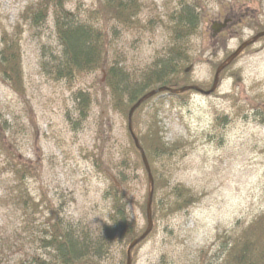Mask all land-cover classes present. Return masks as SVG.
I'll use <instances>...</instances> for the list:
<instances>
[{"label":"rangeland","instance_id":"374dc122","mask_svg":"<svg viewBox=\"0 0 264 264\" xmlns=\"http://www.w3.org/2000/svg\"><path fill=\"white\" fill-rule=\"evenodd\" d=\"M37 1L0 0V63L6 38L19 43L22 69L19 91L0 70V125L7 128L15 158L34 170L25 181L31 202L24 203V185L3 170L6 156L0 153V264L41 259L55 264L56 252L44 240L58 221L61 231L85 248L80 264H127L129 243L111 230L116 212L109 185L114 182L124 194L125 213L139 233L146 225L148 175L130 149L125 116L109 98L103 100V70L70 81L57 75L64 56L52 7L41 25L24 19ZM126 1L134 4L125 11V23L99 22L109 40L103 57L135 80L157 57L170 55L174 25L184 10L199 14V20L195 32L181 37V54L173 60L206 90L217 66L264 31V0ZM63 8L77 22L93 15L95 25L100 14L107 19L117 13L109 12L104 0H64ZM226 19L225 28L213 35L211 25ZM139 119L140 125L155 120L154 130L172 151L153 160L162 180L156 194L149 165L155 220L130 251V264H219L228 243L264 213V36L223 70L213 92L193 91L174 103L153 98ZM181 196L185 206L178 205Z\"/></svg>","mask_w":264,"mask_h":264},{"label":"trees","instance_id":"16d2710c","mask_svg":"<svg viewBox=\"0 0 264 264\" xmlns=\"http://www.w3.org/2000/svg\"><path fill=\"white\" fill-rule=\"evenodd\" d=\"M104 2L109 12L113 13L117 11V13L109 16L107 19L100 14L99 16L101 17L98 19V25L94 24L93 19L95 18L93 15L91 18L87 16L89 22H85V20L81 19L78 20V22L73 20L72 14H67L63 8L64 0H38L26 10L24 13V19L30 21L34 26L41 25L43 22L47 21L48 13L51 11L50 8L52 7L54 11L53 21L55 22L56 35L61 43L64 56L63 62L55 68L58 76L70 81L72 76H76L79 73L86 71L92 72L99 69L103 70L104 89L101 93L103 100L104 102H107L109 98L110 102L113 103V107L120 110L125 116L130 149L137 158V166L140 165L146 175L140 151L136 147L128 130V113L130 108L142 96L158 87L180 89L190 85H196L195 83L190 82L189 73L186 72L184 66L178 70V62H174L173 55L181 54V51L177 48L179 47L181 37L189 35L197 29L196 24L199 20V14L193 15L189 10L182 11L178 22L176 21L174 25L173 37L175 43L169 50L170 55L160 58L157 57L145 70L140 79L135 80L129 78L128 74L117 62L116 64H109L106 55L105 58L103 57L104 48L109 41L103 23L105 24L108 20L112 19L117 20L120 23H125V11L129 13L128 7H133L134 2L126 0H104ZM122 9H124V11H122ZM99 21L103 23L100 24ZM4 42L6 49L1 52L4 64L0 63V70L6 76H10L11 80L14 79L12 85L19 91V88L22 86V83L17 81L21 74L20 70L22 71L18 62L20 57V45L17 41L15 42V45H13L10 40L9 43L6 38L4 39ZM180 49L182 50V48ZM172 50L173 52L171 53ZM221 73H223V71ZM14 74L16 76L13 77ZM190 92H193V90L188 89L177 94L169 93L167 91L157 92L152 97L143 101L133 112L132 130L152 168L154 194H156L155 191L160 186L162 180L157 179L155 174L156 169L152 167L153 160L157 156L170 154L172 148L162 142L159 130H154L157 127L155 120L153 123L140 125L141 121L139 119V113L142 112L145 105L152 101L153 98H158L159 103H163L165 98L174 103L176 101L180 102L186 100ZM80 95L84 97L82 93ZM123 98H125V100ZM85 100L89 101L88 96L85 97ZM6 132L7 128H3L2 125H0V153H4L6 156L3 170L11 172L16 178L13 179L24 185L22 200L24 203H28L27 199L29 198L26 197L28 192L25 188V181L28 180L27 178H31L34 175V170L28 167L24 160L15 158V152L13 150L14 145L8 140ZM109 188L112 210L116 212V215L111 216L113 226L116 230L114 231L113 228L111 230L117 232L119 239L128 244L141 234L146 225L139 233H135L133 231L132 222L128 220L127 214L125 213L127 201L124 194L112 181ZM174 193L175 195L180 194V192ZM181 198L182 199L179 201L178 205L185 206L186 197L181 196ZM43 201L42 203H44L46 209H48L49 205L47 204V199H43ZM154 205L155 203L153 199L152 209H154ZM142 212L146 218L145 204L142 207ZM152 218L155 220L154 216ZM57 223L58 225H55L53 231L47 233L49 235V240H44V243L49 244L48 246L56 252L54 254V263L80 264L82 261L80 257L86 255L84 253L85 248L77 246L74 238L67 237V235L61 231L59 221ZM113 232L110 233V240H113ZM141 242H139L133 249L138 247ZM107 245L108 244L106 243V246ZM37 262L38 264H50L44 259L38 260ZM219 264H264V213L255 218L245 229H243L236 239H233L228 243L226 252Z\"/></svg>","mask_w":264,"mask_h":264},{"label":"water","instance_id":"95a60500","mask_svg":"<svg viewBox=\"0 0 264 264\" xmlns=\"http://www.w3.org/2000/svg\"><path fill=\"white\" fill-rule=\"evenodd\" d=\"M227 22L228 20H224L222 23L219 22V23H213L211 25V30L213 32V35H215L216 33H218L219 31L223 30L225 28V26L227 25ZM264 36V32H259L258 34H256L255 36H253L251 39L249 40H246L244 41L242 44L239 45V47L231 54L229 55L226 60L220 64L216 71H215V74H214V79H213V84H212V87L207 90V91H202L199 87L197 86H188V87H183L181 89H168V88H165V87H160L158 88L157 90H153V91H150L148 92L147 94H145L144 96H142L129 110V113H128V130L135 142V145L136 147L140 150V153H141V157H142V160H143V163H144V166H145V169L147 171V175H148V179H149V183H150V191H149V194H148V200H147V205H146V208H147V227L145 229V231L136 239H134L128 246L127 248V264H130V251L131 249L141 240H143L147 235L148 233L151 231L152 229V217H151V201H152V192H153V180H152V175H151V172H150V168H149V165H148V162H147V159H146V156L144 154V151L142 150V148L139 146V143H138V140L136 138V136L134 135L133 131H132V124H131V120H132V114L133 112L135 111V109L147 98L151 97L152 95H154L156 92H159V91H164V90H167L169 91L170 93H178V92H183V91H186L188 89H192V90H196V91H199V92H202L204 94H209L211 92H213L218 84V81H219V73L222 71V69L227 66L229 63H231L239 54L240 52L248 45L254 43L257 39H259L260 37Z\"/></svg>","mask_w":264,"mask_h":264}]
</instances>
